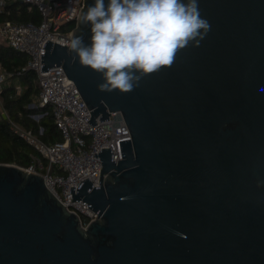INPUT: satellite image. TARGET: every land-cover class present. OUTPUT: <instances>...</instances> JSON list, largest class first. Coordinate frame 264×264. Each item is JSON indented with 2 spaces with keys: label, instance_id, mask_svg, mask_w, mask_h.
<instances>
[{
  "label": "water",
  "instance_id": "water-1",
  "mask_svg": "<svg viewBox=\"0 0 264 264\" xmlns=\"http://www.w3.org/2000/svg\"><path fill=\"white\" fill-rule=\"evenodd\" d=\"M198 6L210 25L199 45L128 93L99 91L100 73L44 42L41 72L61 65L88 121L119 110L131 139L118 161L94 152L97 186H70L97 214L85 227L41 174L0 163V264H264V0ZM78 17L71 38L89 44Z\"/></svg>",
  "mask_w": 264,
  "mask_h": 264
},
{
  "label": "built area",
  "instance_id": "built-area-1",
  "mask_svg": "<svg viewBox=\"0 0 264 264\" xmlns=\"http://www.w3.org/2000/svg\"><path fill=\"white\" fill-rule=\"evenodd\" d=\"M26 4L27 9H37L40 20L0 22V41L18 52L27 55L24 68L32 70L36 75L38 101L31 107L49 104L54 122L61 132L62 139L53 143H45L31 129H27L11 119L3 108L1 115L10 124L12 131L31 145L46 160L44 164L39 156H31V162L23 167L29 172L42 175L47 189L69 211L77 214L82 227L87 226L97 217L87 202L82 199L71 200L70 186L73 192L80 180L88 177L92 186L99 184L101 160L98 152L101 147H110L112 159H121L119 140L131 139L129 129L119 110L109 111L108 119L96 118L92 125L90 109L81 97L73 80L67 77L61 65H54L41 72V53L46 40L61 45H68L72 27L83 6V0H17ZM5 0H0V10ZM11 73L0 65V92L9 81ZM21 92V86L15 85V93ZM0 104L1 100H0ZM42 114H31L39 120ZM43 132L39 126L38 133Z\"/></svg>",
  "mask_w": 264,
  "mask_h": 264
},
{
  "label": "clouds",
  "instance_id": "clouds-1",
  "mask_svg": "<svg viewBox=\"0 0 264 264\" xmlns=\"http://www.w3.org/2000/svg\"><path fill=\"white\" fill-rule=\"evenodd\" d=\"M90 43L73 34L68 47L79 65L102 75L98 90L128 93L146 75L171 66L177 53L198 46L210 25L198 0H94L81 11Z\"/></svg>",
  "mask_w": 264,
  "mask_h": 264
},
{
  "label": "trees",
  "instance_id": "trees-1",
  "mask_svg": "<svg viewBox=\"0 0 264 264\" xmlns=\"http://www.w3.org/2000/svg\"><path fill=\"white\" fill-rule=\"evenodd\" d=\"M5 20L38 22L40 15L37 9L28 10L26 4L20 1L5 0L0 10V22ZM73 26L74 23H70L67 27ZM26 61V54L0 44V65L11 73L9 80H12L0 92L2 106L13 121L24 128L31 129L45 143L60 141L61 132L54 122L50 105L29 107L31 103H37L39 90L34 84L36 82L35 72L24 68ZM16 82L21 86L19 94L15 93ZM35 113L42 114L38 121L31 117V114ZM39 126L43 127L42 133H38ZM32 155L39 156L43 163H46V160L31 145L12 131L10 124L1 116L0 163H13L26 167L31 162Z\"/></svg>",
  "mask_w": 264,
  "mask_h": 264
},
{
  "label": "crops",
  "instance_id": "crops-1",
  "mask_svg": "<svg viewBox=\"0 0 264 264\" xmlns=\"http://www.w3.org/2000/svg\"><path fill=\"white\" fill-rule=\"evenodd\" d=\"M1 42V41H0ZM2 45H4V44H2ZM12 82V80H9L6 84H8V83H11ZM15 85H18V84H15ZM0 105H2V104H0ZM3 106H1V109H0V112H2L1 110L3 109L2 108ZM2 115L0 114V117H1Z\"/></svg>",
  "mask_w": 264,
  "mask_h": 264
},
{
  "label": "rangeland",
  "instance_id": "rangeland-1",
  "mask_svg": "<svg viewBox=\"0 0 264 264\" xmlns=\"http://www.w3.org/2000/svg\"><path fill=\"white\" fill-rule=\"evenodd\" d=\"M0 44H2L1 42H0ZM17 83V82H16ZM18 84V83H17ZM34 84H35V86H37V83L36 82H34ZM19 85V84H18ZM32 104V103H31ZM1 106L2 105H0V109H1ZM32 105H29V107H31ZM1 114V113H0ZM35 114H38V113H35Z\"/></svg>",
  "mask_w": 264,
  "mask_h": 264
}]
</instances>
